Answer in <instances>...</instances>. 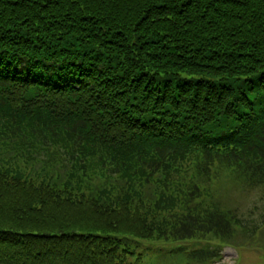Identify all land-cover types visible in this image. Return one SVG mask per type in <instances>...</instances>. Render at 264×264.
<instances>
[{"label": "trees", "instance_id": "trees-1", "mask_svg": "<svg viewBox=\"0 0 264 264\" xmlns=\"http://www.w3.org/2000/svg\"><path fill=\"white\" fill-rule=\"evenodd\" d=\"M263 230L264 0H0V264H216Z\"/></svg>", "mask_w": 264, "mask_h": 264}, {"label": "rangeland", "instance_id": "rangeland-1", "mask_svg": "<svg viewBox=\"0 0 264 264\" xmlns=\"http://www.w3.org/2000/svg\"><path fill=\"white\" fill-rule=\"evenodd\" d=\"M245 199L239 202L240 210L251 209V204L254 205L258 203L259 209H262V202L258 200L253 201L251 198ZM257 205V204H256ZM233 206H237L233 204ZM253 211H257L254 210ZM258 213L255 215L257 216ZM258 219V218H256ZM258 232V231H257ZM248 240V239H247ZM230 242L237 245L239 242H243L238 236H233L230 238ZM245 248H238L232 246H225L222 252L223 258L216 264H264V230L260 231L255 235L249 242H245ZM192 264H204L203 262H194Z\"/></svg>", "mask_w": 264, "mask_h": 264}]
</instances>
